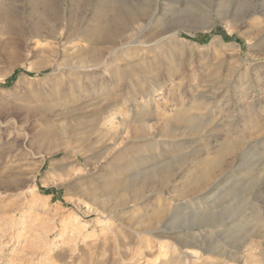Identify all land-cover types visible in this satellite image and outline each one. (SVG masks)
<instances>
[{"label": "rangeland", "instance_id": "374dc122", "mask_svg": "<svg viewBox=\"0 0 264 264\" xmlns=\"http://www.w3.org/2000/svg\"><path fill=\"white\" fill-rule=\"evenodd\" d=\"M52 1L84 29L114 8L136 22L114 89L111 67L72 68L94 42L72 23L64 44L30 36L35 15L0 22V264H264V0Z\"/></svg>", "mask_w": 264, "mask_h": 264}, {"label": "bare ground", "instance_id": "6f19581e", "mask_svg": "<svg viewBox=\"0 0 264 264\" xmlns=\"http://www.w3.org/2000/svg\"><path fill=\"white\" fill-rule=\"evenodd\" d=\"M60 10H63L62 11L63 18L61 19H59L58 17V13L61 12ZM31 14L36 16V21L34 22L35 23L34 26L28 29L30 36L40 37V38L42 36H44V38L52 37V36L59 38L60 36H63L64 44H69L68 42L70 41L69 37L65 35L63 29L65 27L66 28L70 27V23H72V26L76 31L74 40L78 41L80 40V38L86 40H90V39L92 40L93 38L94 42L90 43L89 47L85 48L78 43L76 44V46L79 45L81 49L75 51V54L78 58V64L73 65L72 68H74V70L76 71L79 69L84 70V69H90V68L94 69V68L102 67L104 73L106 71L108 72V69L111 67L112 71L108 73V75H109V82H111L110 84L112 86V89H114V86L117 85L119 83V80L121 79L120 72L123 73L122 71H119L120 69H123V65H122L123 61L122 58H120L119 56L123 52L124 48H128L130 45V42L125 43L123 41L121 34H123V32L126 31L129 24L136 22L135 18L133 17V15H131L130 12H124L123 10L114 8V12L112 13H105V14H103L102 12L98 14L96 13L97 17L96 20L94 21L95 22L94 25H92L91 27L90 26L87 27V29H84L83 25L85 23V20L79 15L78 12L72 14L70 12H66L64 7L63 8L62 6L58 7L52 0H0V22H5L6 24H12L13 22H15L16 19L27 18ZM71 16H73V18H71ZM61 21L65 22L66 26H63L62 30L58 32V35H55L57 22H61ZM134 29H136V34L134 36V39L131 41V43L134 44L133 46L145 47L148 45H152V43L146 42L145 40H139L141 36L144 34V31L142 29L140 30L137 27H134ZM24 30L25 29H23V31ZM126 51L127 49H125L124 52ZM137 52L139 56H135L133 58H137L139 60L143 56L142 55L143 51H137ZM118 58L121 59L120 60L122 61L121 64L119 63L120 61L118 62L119 60ZM143 58L145 57L143 56ZM80 79H81L80 72L77 71L75 73V77L72 78V81L77 82ZM158 86L159 88L157 89L154 87L148 88L146 90L145 96L148 97V95L152 94L156 90L162 89L160 85ZM205 98L204 96L201 95L199 96L194 95V100H203L204 102H207L208 98L206 99ZM209 98H211V96ZM146 102L148 103V99H146ZM187 111L188 109L181 108L178 111L179 116L188 117ZM114 118H118L120 121L123 120V118L120 115H116V114L115 115L108 114L102 116L101 120L104 121L105 124H108L107 127L109 126L111 127L113 125ZM205 124H206V120L204 121L203 125ZM221 145L222 146L219 145L220 147L217 149V152L219 154L217 159L214 160V162L210 167L206 168L204 171H202L199 174L198 177L193 179L191 183L192 187H198L200 184L209 181L210 178L212 177L214 169L222 164L224 157L230 152H232L237 144L231 138H228L224 142V145L223 144ZM74 162L75 161H70V162H66V163L64 162L58 164V161H56L53 162L51 169L52 170L58 169L59 170L58 172H64V171L66 172L67 170H70L72 167L73 169L75 168L77 169L78 168L77 164H75ZM42 164L43 163L39 164V167L37 166L38 168L36 170L39 171ZM210 207L212 206L210 205ZM201 230L203 231V229ZM178 232L182 233V241L185 240L186 238L193 239L192 243L190 242L185 243L188 246L197 245L196 243L200 241V239H202L203 237V234L201 233L200 230L195 233L191 231H184V232L178 231ZM205 251L211 252V250H205Z\"/></svg>", "mask_w": 264, "mask_h": 264}]
</instances>
